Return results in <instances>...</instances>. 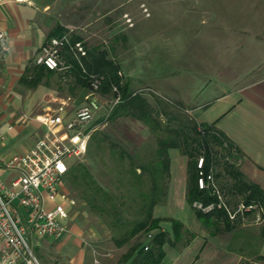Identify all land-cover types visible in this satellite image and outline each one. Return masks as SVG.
Returning <instances> with one entry per match:
<instances>
[{"label": "crops", "instance_id": "0c3cea01", "mask_svg": "<svg viewBox=\"0 0 264 264\" xmlns=\"http://www.w3.org/2000/svg\"><path fill=\"white\" fill-rule=\"evenodd\" d=\"M126 1L123 0L122 5ZM138 1L137 5L124 7L119 13L120 3L94 0L95 10L102 14L100 17L108 18L102 29L106 28L109 32L111 46L107 48L102 43L106 38L98 40L93 46L101 45L108 49V57L120 63L125 80H129L134 89L138 82L143 81L140 74L145 75L144 68L140 67L137 71L138 61L149 52L145 43L152 36L159 45L163 43L161 34L156 37L155 32L146 31L144 18L153 16L155 9L161 13L162 8L167 16L178 18L184 14L186 23L195 25L199 11L193 8L192 1L161 0L151 4L152 14L146 16L141 6L145 0ZM81 9V1L77 3L76 0H0V29L8 33L11 47L9 52L0 47V132L3 133L0 138V180L11 183L18 176V171L6 167L4 162L16 152L28 150L45 135L46 128L41 118L64 102L62 95L67 88L68 91H76L75 96L71 94L74 101L68 104L70 114L84 100L88 91L86 85L76 77H69L71 82L67 83L66 88L61 71H51L37 62L45 40L60 27L66 29L72 24L68 12H81ZM192 11L197 14L190 15ZM125 12L135 19V25L126 23V19H123ZM78 31L81 39L90 42L100 30L91 34V30L82 27ZM68 53L65 52V57L70 60ZM260 65L258 72L251 74L239 87L204 103L207 107L201 119L209 122L218 119L217 127L235 142L241 152L239 163L242 171L264 187V66L262 63ZM169 151L168 194L165 202L154 207V215L164 218L160 222L162 229L172 233L170 218H177L195 232V236L180 248L176 247L182 243H165L166 255L162 261L149 264H196L199 252L211 240L201 232L204 226L187 200L188 157L176 147ZM165 204L169 206L165 207ZM70 210L75 218V206ZM73 219L70 220V230L59 238L33 235L32 243L44 264H94L96 257L100 258L102 264H144L141 259H135L137 250L123 260L119 259L117 251L101 252L96 241L88 240L84 230L72 223ZM197 238H201L202 243L199 250L193 253L190 247ZM2 246L0 240V254ZM0 264H5L1 257Z\"/></svg>", "mask_w": 264, "mask_h": 264}, {"label": "rangeland", "instance_id": "374dc122", "mask_svg": "<svg viewBox=\"0 0 264 264\" xmlns=\"http://www.w3.org/2000/svg\"><path fill=\"white\" fill-rule=\"evenodd\" d=\"M79 1L82 6L81 12H68V16L73 22L63 33L69 31L72 37H75L80 36L78 30H81L82 27L91 30V34L100 30L99 34L93 35L94 38H91L90 42H84L88 47H92L98 40L103 41L106 38V41L102 43L110 48V34L106 28L102 29L106 26L108 18L100 17L102 14L95 10L94 0H76L77 3ZM108 1L109 4L120 3L119 5H122L123 0ZM160 1L145 0V3L141 4L142 12L146 16H150L152 14L151 4ZM187 1L189 3L192 1L193 8L199 9L195 25H188L184 14H180L178 18L167 16L162 8L161 13L155 9L153 16L144 18L147 25L146 31L155 32L156 37L161 34L163 43L159 45L154 36L145 43L149 47V52L146 54L148 57L138 61L137 66V71L140 67L145 69H143L145 75L140 74L143 81L135 85V90H139L152 101H155L157 97L162 98L168 102L169 110L176 115L185 114L202 120L201 115L207 107L204 103L239 87L251 74L258 72L261 63L264 66V0ZM124 3L126 4L118 9L119 13L124 7L137 5L139 1L129 0ZM143 5L147 7V11L144 10ZM76 9H78L77 6ZM79 13H82L83 16ZM126 13L128 12L124 13L123 19H126ZM189 14L197 13L192 11ZM133 21V25H135L134 18ZM126 23L128 22L126 21ZM118 51L120 52V50ZM61 79L66 83L67 88V83L71 82L70 78H65L61 74ZM64 93L62 101H67V96L71 94L75 96L76 91H68L67 88ZM113 97L111 91H100L102 107L94 120L96 128L90 138L86 154L76 162L80 161L86 164L96 179L107 186L110 192L118 195L123 194L124 201L129 206L132 202L131 197L134 196L130 185H128L130 176L128 172L121 169L122 161L114 158V155L124 148L127 152L139 153L140 157L146 160L150 157V152L157 146L158 134L151 130L147 124L132 116H119L116 119H111ZM105 116H107L106 120L101 121ZM165 133L164 130L162 134ZM104 135L107 139L106 142H116L113 149L108 144L104 149L99 147L96 138L104 137ZM129 160V157H126L124 161L129 164ZM232 160H235L237 166H240L239 160ZM219 169L223 176H214L215 184L220 191L221 198L226 202L229 198L232 201L230 205L234 206V201H241L242 198L240 195L224 194L221 191V183L228 182L231 177L225 173L223 164L219 166ZM63 191L70 196L68 202L74 200L77 214L75 218L71 216L72 219L74 218L72 223L79 225L84 230L88 240L96 241L101 252L117 251L119 259L123 260L128 258L127 252L131 251L132 246L136 243H139L140 246L149 243L151 246L149 233L145 231H141L123 246L118 245L115 241L116 234L109 225V219L103 218L87 205L79 195L78 187L71 188L67 182ZM164 206L168 207L169 205L165 204ZM263 225L264 213L258 211L257 216H251V220L242 224V236L238 239V244H234L235 248L231 247L232 232L223 231L213 235L204 227V231L201 232L206 234L211 241L199 252L196 264H264V259L259 258L257 254V252L264 254ZM152 232L155 233V230ZM187 238L191 239V234L185 233L184 240ZM244 238L249 239L247 253H240L237 248ZM194 242L190 247L193 253L199 250L202 241L201 238H197ZM183 244L175 247L180 248ZM39 259L44 264L41 256Z\"/></svg>", "mask_w": 264, "mask_h": 264}, {"label": "trees", "instance_id": "16d2710c", "mask_svg": "<svg viewBox=\"0 0 264 264\" xmlns=\"http://www.w3.org/2000/svg\"><path fill=\"white\" fill-rule=\"evenodd\" d=\"M64 30L65 28L60 27L54 35L62 34ZM73 38L81 39L79 36ZM84 44L88 49V54L82 57L83 64L75 58L73 53L69 52L70 60L66 59L73 65L62 72V75L65 78L76 77L81 84L89 88V78L84 68L88 72L105 73L107 76L101 90L109 92L112 83H116L122 95V99L113 107L110 118L132 116L147 124L158 134V137L157 146L146 160H143L139 153H130L124 148L114 155V158L122 161L121 169L128 172L130 176L128 185L134 193L131 197V205H126L123 194L110 192L107 186L96 179L89 167L80 161L76 162L67 174L70 187H78L79 195L87 205L103 218L109 219V225L116 234L115 241L118 245L128 243L141 231L149 233L155 230L156 232L150 239L149 249L146 250L144 245L140 246L136 243L126 256H130L137 250L135 259H141L144 264L159 263L166 255L165 243L186 245L190 239L184 240L185 233L191 234L192 237L195 236V233L188 230L177 218H170L172 233L162 229L160 222L164 218L154 215V207L158 203L165 202L167 198L171 165L169 150L176 147L188 157L189 176L186 192L188 202L194 208L202 225L211 234L223 231L232 232L231 247L235 248L234 244H238V239L242 236V224L251 220V216H257L258 211L264 213V187L248 178L240 166H237L235 160H232H239L241 152L235 142L217 127L218 119L209 122L197 120L185 114L176 115L169 110L168 102L162 98L157 97L155 101H152L141 92L134 93L135 89L131 87L129 80H125L124 75L119 73L120 63L108 57V49L101 45L88 47L85 42ZM163 116L166 118L163 119ZM164 130L166 133L162 134ZM96 140L101 149H104L107 144L112 149L116 146V142H106L105 135L97 137ZM199 156L205 157L206 171L212 169L216 177L223 176L219 169V166L223 164L225 173L231 179L228 182H222L220 189L224 194L240 195L241 201H234L235 205L231 206L232 201L229 198L228 202L223 200L217 186L199 187L197 165ZM126 157L130 159L129 164L124 161ZM196 202L201 203L202 206H198ZM209 204H213V207L204 209ZM241 204L244 207L239 209ZM262 233L264 234V225ZM248 240L247 238L241 240L237 248L240 253H247ZM257 254L259 258L264 259V254L258 252Z\"/></svg>", "mask_w": 264, "mask_h": 264}, {"label": "built area", "instance_id": "2783aa9c", "mask_svg": "<svg viewBox=\"0 0 264 264\" xmlns=\"http://www.w3.org/2000/svg\"><path fill=\"white\" fill-rule=\"evenodd\" d=\"M144 10H148L146 6ZM125 17L129 25L134 24L128 13ZM0 47L5 52L11 49L8 33L2 29ZM66 51L73 53L81 64L82 57L88 54L83 40L74 39L66 31L45 40L37 62L48 69L65 72L73 65L66 59ZM84 71L88 74L89 88L83 102L70 114L68 104L74 98L68 95L67 101L41 118L46 128L45 135L28 150L16 152L4 162L6 167L19 173L11 183L0 180V240L3 243L0 257L5 264H42L32 243L33 235L59 238L70 230V209L74 200L68 202L70 196L64 193L63 188L69 170L88 150L96 128L94 120L102 107L100 91L107 76L105 73L88 72L86 68ZM119 73L123 75L121 71ZM111 92L114 96L112 111L122 95L116 83H112ZM197 165L199 187L216 186L213 170L205 169L204 156L199 157ZM196 204L202 206L201 203ZM212 207L213 204L204 209ZM243 207L241 204L239 209ZM148 237L150 240L153 232H149ZM144 248L149 249L150 244L146 243ZM94 264H102L100 258L96 257Z\"/></svg>", "mask_w": 264, "mask_h": 264}]
</instances>
